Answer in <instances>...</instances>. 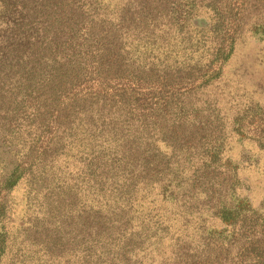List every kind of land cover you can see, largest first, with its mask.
I'll use <instances>...</instances> for the list:
<instances>
[{
	"label": "rangeland",
	"instance_id": "374dc122",
	"mask_svg": "<svg viewBox=\"0 0 264 264\" xmlns=\"http://www.w3.org/2000/svg\"><path fill=\"white\" fill-rule=\"evenodd\" d=\"M121 20V41L108 43L102 66L92 61L96 39L87 49L80 44L92 63L59 93L40 148L50 147L55 115L67 109L65 120L78 122L58 152L87 161L92 157L82 153L114 151L108 130L116 122L124 148L138 150L141 139L161 167L188 169L176 199L161 194L158 181L141 186L133 217L151 228L112 232L106 249L113 264H264V0H148L124 10ZM111 22L113 29L120 23ZM38 103L27 101L17 121L32 122ZM134 132L141 138L132 140ZM177 144L182 148L173 151ZM204 162L213 179L196 177ZM79 165L70 164V180H79ZM233 191L250 210L226 222L214 206L220 193Z\"/></svg>",
	"mask_w": 264,
	"mask_h": 264
},
{
	"label": "trees",
	"instance_id": "16d2710c",
	"mask_svg": "<svg viewBox=\"0 0 264 264\" xmlns=\"http://www.w3.org/2000/svg\"><path fill=\"white\" fill-rule=\"evenodd\" d=\"M147 1L0 0V264H113L115 257L106 249L112 232L125 236L128 230L132 235L133 228H151L133 217V203L143 200L141 186L148 190L158 181L161 194L171 199L180 195L188 179L184 163L174 169L161 167L148 154L149 143L141 139L138 150L124 148L115 139L116 122L108 130L114 136V151L82 153L92 157L90 161L58 152L78 122L75 117L65 120L67 109L55 115L58 134L50 147L39 145L59 93L81 78L92 58L97 66L103 65L108 43L121 41L124 10ZM111 8L114 15H109ZM114 19L120 22L115 29ZM95 39L98 55H81L80 44L87 49ZM117 55L121 63L125 56L120 50ZM32 99L43 109L37 108L32 122H18V110ZM92 130L98 135L96 126ZM138 137L136 132L131 135L132 140ZM181 148L177 144L172 150ZM179 155L188 161L187 151ZM72 161L80 164L79 180L69 179ZM194 172L200 179L214 177L205 162ZM233 177L237 178L235 171L229 175L230 186ZM214 210L227 222L250 207L233 191L220 193Z\"/></svg>",
	"mask_w": 264,
	"mask_h": 264
}]
</instances>
